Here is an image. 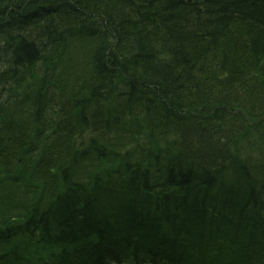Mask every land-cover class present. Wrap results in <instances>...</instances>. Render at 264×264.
Segmentation results:
<instances>
[{
  "label": "trees",
  "instance_id": "trees-1",
  "mask_svg": "<svg viewBox=\"0 0 264 264\" xmlns=\"http://www.w3.org/2000/svg\"><path fill=\"white\" fill-rule=\"evenodd\" d=\"M7 191L0 264H264V0H0Z\"/></svg>",
  "mask_w": 264,
  "mask_h": 264
},
{
  "label": "rangeland",
  "instance_id": "rangeland-1",
  "mask_svg": "<svg viewBox=\"0 0 264 264\" xmlns=\"http://www.w3.org/2000/svg\"><path fill=\"white\" fill-rule=\"evenodd\" d=\"M249 121V120H248ZM26 188H24V190H25ZM20 193H22V194H24L23 192H20ZM14 195H16V192H10V191H7V197H5V198H2L1 200H0V203H2V205L4 206V207H6L7 205H8V202L11 200V197H15Z\"/></svg>",
  "mask_w": 264,
  "mask_h": 264
}]
</instances>
